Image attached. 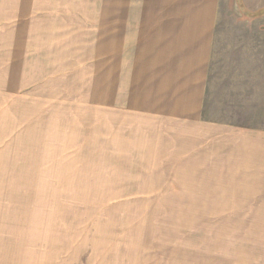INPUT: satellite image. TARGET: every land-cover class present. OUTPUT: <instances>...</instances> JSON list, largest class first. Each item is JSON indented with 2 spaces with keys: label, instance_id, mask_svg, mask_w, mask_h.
Masks as SVG:
<instances>
[{
  "label": "rangeland",
  "instance_id": "obj_1",
  "mask_svg": "<svg viewBox=\"0 0 264 264\" xmlns=\"http://www.w3.org/2000/svg\"><path fill=\"white\" fill-rule=\"evenodd\" d=\"M259 10L0 0V264H264ZM189 29L200 102L170 51Z\"/></svg>",
  "mask_w": 264,
  "mask_h": 264
},
{
  "label": "crops",
  "instance_id": "obj_2",
  "mask_svg": "<svg viewBox=\"0 0 264 264\" xmlns=\"http://www.w3.org/2000/svg\"><path fill=\"white\" fill-rule=\"evenodd\" d=\"M188 28L190 27H185L184 29ZM194 33L202 32L190 29L188 33L179 31L174 37L176 46L171 48L170 51L178 57L176 60V66L173 69L180 73H186L187 76L190 77V82H200V84L196 86L197 92L192 95V97H196V100L199 101L201 90L204 89V78L207 75V71L209 72L210 69V67L208 68V65L211 51V47H209L211 44V39L205 33L202 36H197ZM181 46L188 48V52L184 54V47L182 48ZM178 51L181 54H178ZM180 78L183 79L184 77L181 75ZM187 82L188 81H186V83ZM193 110L194 109H192L190 106L186 108L187 112ZM227 134L230 137L232 136V133L228 132ZM214 135L217 137L216 131L214 132Z\"/></svg>",
  "mask_w": 264,
  "mask_h": 264
},
{
  "label": "trees",
  "instance_id": "obj_3",
  "mask_svg": "<svg viewBox=\"0 0 264 264\" xmlns=\"http://www.w3.org/2000/svg\"><path fill=\"white\" fill-rule=\"evenodd\" d=\"M244 14H247V12L243 11ZM264 13V10H259L258 12L256 13H251V12H248V14L252 15V14H255V15H262Z\"/></svg>",
  "mask_w": 264,
  "mask_h": 264
}]
</instances>
